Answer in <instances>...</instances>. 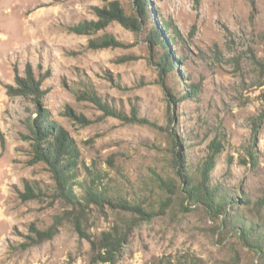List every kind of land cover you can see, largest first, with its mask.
Wrapping results in <instances>:
<instances>
[{"label": "rangeland", "instance_id": "374dc122", "mask_svg": "<svg viewBox=\"0 0 264 264\" xmlns=\"http://www.w3.org/2000/svg\"><path fill=\"white\" fill-rule=\"evenodd\" d=\"M110 1L0 0V133L6 139L4 149L0 140V264H264L255 249L221 228V217L184 199L176 173L182 156L196 173L217 142L213 183L238 196V214L264 233V0H151L140 31L115 20L91 33L73 29L99 20L96 7ZM117 1L129 15L135 12L136 0ZM156 22L169 25L170 47L151 40ZM108 36L117 44L99 46ZM162 54L179 61L164 78ZM28 64L45 92L42 107L80 148L77 194L84 195L97 173L110 194L157 210L150 222L133 226L115 262L94 259L76 217L96 239L125 231L135 217L108 205L73 210L58 197L49 166L31 163L25 136L35 101L9 95L6 87L17 85ZM192 84L199 93L184 96ZM87 86L103 102L128 115L135 108L147 121H125L80 100L77 92ZM167 90L181 100L172 103ZM68 106L85 118L66 116ZM26 180L43 195L22 200ZM56 216L65 219L52 239L24 246L30 225L47 229Z\"/></svg>", "mask_w": 264, "mask_h": 264}, {"label": "trees", "instance_id": "16d2710c", "mask_svg": "<svg viewBox=\"0 0 264 264\" xmlns=\"http://www.w3.org/2000/svg\"><path fill=\"white\" fill-rule=\"evenodd\" d=\"M151 0H136L135 12L129 15L121 3L117 0L110 1L109 4L103 8L96 7L99 20L85 22L79 24L73 29L79 33H91L104 29L110 22L119 21L124 26L133 29L134 31L142 30L146 18H148V4ZM159 21V20H158ZM155 31H151V40L162 39L165 43L174 41V37L168 34L169 25L161 26L160 22H156ZM164 22L162 23V25ZM100 39V38H99ZM99 46L116 45L117 42L113 37H103L99 40ZM175 57L168 58L167 55L160 56L159 66L162 68L161 76L164 78L165 73L173 66H177L178 62ZM261 71L264 73V59L259 62ZM17 85L7 84V91L9 95H24L33 96L37 110L35 116L31 118L30 122V136H25L32 143V159L31 163L44 162L47 164L52 172L53 179L56 184V193L58 197L67 202L73 207V210L84 208L86 205L95 204L97 206L108 205L109 207L132 214L135 218L133 223L127 226L125 231L118 230L103 232L99 239L92 238L87 233L84 226V219L80 220L76 217L74 222L80 236L87 237L95 252L94 259L99 262H115L117 261L124 244L128 241V234L136 223L140 221L150 222L156 211L144 206L142 202H131L122 197H117L109 193L106 184L103 183L101 174L95 173L89 183L84 185V195L80 196L75 191V183L78 177V170L80 165L81 151L77 141L71 136L69 131L60 123L49 115L48 110L42 107V99L44 90L41 88V82L37 79L35 71L31 64H28L26 75H16ZM164 83V82H163ZM198 85L192 84L190 88L186 89L185 95H197L199 93ZM192 89H195L192 92ZM170 101L176 103L179 98L167 90ZM77 96L80 100H91L97 103L104 109L107 115L119 117L129 122H146L145 118L138 116L137 110L134 108L133 113L128 115L123 110L112 107L107 102H103L98 96L94 87L87 86L85 89L79 90ZM181 100V98H179ZM66 116L84 119L83 115H77L71 107H67ZM264 118V110L261 116ZM1 146L6 147V139L0 133ZM213 150L206 158L198 165L197 172L194 173L192 166L184 158L176 163L177 177L180 178V187L185 191L182 193L184 199L191 203L201 204L205 206L209 212L217 217H221V228L225 227L230 232H234L242 239L246 245L256 250L260 259L264 260V233L258 232L260 225L249 226L246 220L238 214L236 204L240 198L224 191L219 185L214 184L212 180V171L216 165L218 153L221 151L219 144L213 142L210 145ZM177 157L180 154L177 153ZM106 175V174H103ZM168 186L167 184H165ZM162 186V182L161 185ZM169 187V186H168ZM177 186L172 185V192H176ZM44 191L39 185L31 183L28 180L24 183V190L20 193V198L24 201L36 199L43 195ZM180 193V194H181ZM244 203H248L245 199ZM182 207L184 202H182ZM76 215L73 214V217ZM54 223L47 229H41L37 225H30L31 234L28 235V240L24 242V246L30 247L42 243L43 241L52 239L59 231L60 225L65 219L63 216H56ZM174 264H187L186 262H177ZM195 264V263H194Z\"/></svg>", "mask_w": 264, "mask_h": 264}]
</instances>
